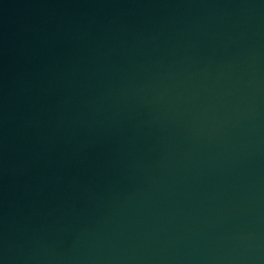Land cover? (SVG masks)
Wrapping results in <instances>:
<instances>
[{"label": "water", "instance_id": "water-1", "mask_svg": "<svg viewBox=\"0 0 264 264\" xmlns=\"http://www.w3.org/2000/svg\"><path fill=\"white\" fill-rule=\"evenodd\" d=\"M0 264H264V0H0Z\"/></svg>", "mask_w": 264, "mask_h": 264}]
</instances>
